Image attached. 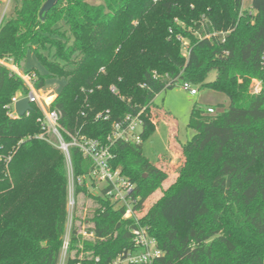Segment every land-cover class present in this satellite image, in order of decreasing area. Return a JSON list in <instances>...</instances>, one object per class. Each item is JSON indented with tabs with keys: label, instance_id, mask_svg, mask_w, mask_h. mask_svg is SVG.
<instances>
[{
	"label": "trees",
	"instance_id": "trees-1",
	"mask_svg": "<svg viewBox=\"0 0 264 264\" xmlns=\"http://www.w3.org/2000/svg\"><path fill=\"white\" fill-rule=\"evenodd\" d=\"M45 1H13L0 20V59L20 69L32 54L43 72H23L35 77L37 90L47 79L64 80L50 109L61 112L68 132L104 142L113 121L140 114L141 144L115 143L111 166L135 185L140 222L163 253L159 264H262L264 0H251L249 9L243 0H59L42 20ZM177 82L220 92L229 106L213 116L192 109L194 134L180 145L175 179L146 208L168 177L157 164L166 157L151 161L143 151L156 129L151 106ZM17 92L26 94L22 80L0 65V264H58L66 163L60 150L35 138L42 133L36 106L28 116H7ZM106 111L109 121L94 120ZM70 156L74 178H83L90 161L77 149ZM75 195L92 202L95 236L73 233L71 256L107 264L131 248L132 221L122 211L85 182Z\"/></svg>",
	"mask_w": 264,
	"mask_h": 264
},
{
	"label": "built area",
	"instance_id": "built-area-1",
	"mask_svg": "<svg viewBox=\"0 0 264 264\" xmlns=\"http://www.w3.org/2000/svg\"><path fill=\"white\" fill-rule=\"evenodd\" d=\"M1 1H6L8 4L11 0ZM0 65L19 77L26 88L25 95L17 92L10 99L9 104L6 106L7 116L9 118H19L14 106L18 101L28 99L30 106H36L41 113L36 119V123L40 126L42 133L35 136V138L55 146L61 151L65 159L68 180L65 205L66 217L58 264H102L99 257L89 254H80L74 257L69 253L73 233L86 239H93L95 236L94 225L90 221L91 218L82 219L80 222L77 220L78 204L75 186H81L83 182L86 183L87 188L94 195L108 201L114 210L122 211V219L132 221V227L130 228L131 248L123 250L107 264H159L163 253L158 248L156 240L149 235L148 227L143 226L140 222L139 199L134 197L135 185L123 176L119 170L111 166L113 160L111 149L115 143L141 144L143 121L140 114H128L119 120L113 121L111 131L104 142L89 138L78 131L68 132L60 123L61 112L50 109L53 100L47 102L46 99L42 98L41 91L35 89V77L33 75L19 72L10 59H0ZM260 67L264 72V49L260 56ZM154 77H157L155 73ZM176 84L184 91L189 92L191 96L197 95L196 88L190 83L177 82ZM255 86L253 88L254 92H258L259 82H256ZM114 91L115 89L111 88V92ZM206 112L208 114L215 113L212 108H208ZM29 113L30 111L26 112L25 116H28ZM94 120L109 121V112L96 114ZM71 149H77L81 156L91 163L90 170L83 178H74L70 156ZM9 161L10 158L8 157L6 163ZM93 190H97V193ZM262 264H264V261Z\"/></svg>",
	"mask_w": 264,
	"mask_h": 264
},
{
	"label": "rangeland",
	"instance_id": "rangeland-1",
	"mask_svg": "<svg viewBox=\"0 0 264 264\" xmlns=\"http://www.w3.org/2000/svg\"><path fill=\"white\" fill-rule=\"evenodd\" d=\"M13 1L8 4L6 1L0 0V18L2 15H8L12 11ZM98 3V0H94ZM244 9H249L251 0H243ZM183 46L187 48L188 43L181 39ZM186 55V51H183ZM36 69L43 72L41 66L35 61L32 54H28L22 68H17L19 72L24 73V69ZM33 74V73H32ZM215 79V73H211L207 82ZM257 81L253 80L251 88H255ZM64 85V80L50 78L46 80L43 89H40L42 98L54 100L56 94ZM194 87V86H193ZM111 88L110 87V91ZM197 90L196 96H191L189 92L184 91L179 85L160 92L153 100L151 106V120L156 123V129L152 136L143 142L144 155L151 161H156L158 156H165V159H160L157 163L165 173L168 175L167 180L162 184L161 189L157 190L151 195L149 200L145 202L146 208L155 201L174 181L176 171L180 167L182 161L180 158V145L189 140L194 132L188 128V122L192 109H200L204 112L208 108H212L215 113L222 111V109L229 106V101L226 96L220 92L194 87ZM254 90V89H253ZM15 95V94H14ZM50 102V101H49ZM212 114L213 115H215ZM97 193V190H93ZM77 220L85 218H92V202L80 196L77 197ZM91 207V209H90Z\"/></svg>",
	"mask_w": 264,
	"mask_h": 264
},
{
	"label": "water",
	"instance_id": "water-1",
	"mask_svg": "<svg viewBox=\"0 0 264 264\" xmlns=\"http://www.w3.org/2000/svg\"><path fill=\"white\" fill-rule=\"evenodd\" d=\"M58 1L59 0H46L39 11V17L44 20V15L47 14L58 3ZM14 108L19 118L25 116L26 112L31 111V106L26 98L18 101Z\"/></svg>",
	"mask_w": 264,
	"mask_h": 264
},
{
	"label": "bare ground",
	"instance_id": "bare-ground-1",
	"mask_svg": "<svg viewBox=\"0 0 264 264\" xmlns=\"http://www.w3.org/2000/svg\"><path fill=\"white\" fill-rule=\"evenodd\" d=\"M52 100V97L51 98H49V99H47V102H49V101H51Z\"/></svg>",
	"mask_w": 264,
	"mask_h": 264
},
{
	"label": "crops",
	"instance_id": "crops-1",
	"mask_svg": "<svg viewBox=\"0 0 264 264\" xmlns=\"http://www.w3.org/2000/svg\"><path fill=\"white\" fill-rule=\"evenodd\" d=\"M259 87H260V85L258 86V89H259ZM196 96V95H195ZM53 98H55V97H53Z\"/></svg>",
	"mask_w": 264,
	"mask_h": 264
}]
</instances>
